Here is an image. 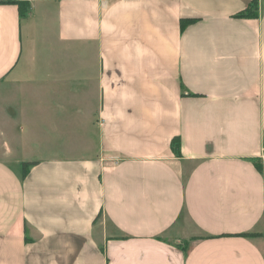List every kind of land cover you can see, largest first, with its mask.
<instances>
[{
    "label": "crops",
    "instance_id": "crops-1",
    "mask_svg": "<svg viewBox=\"0 0 264 264\" xmlns=\"http://www.w3.org/2000/svg\"><path fill=\"white\" fill-rule=\"evenodd\" d=\"M26 1L0 2V264H264V0ZM63 88L81 134L23 160L27 92Z\"/></svg>",
    "mask_w": 264,
    "mask_h": 264
},
{
    "label": "rangeland",
    "instance_id": "rangeland-1",
    "mask_svg": "<svg viewBox=\"0 0 264 264\" xmlns=\"http://www.w3.org/2000/svg\"><path fill=\"white\" fill-rule=\"evenodd\" d=\"M50 37V36H48ZM48 40L50 38H47ZM38 52H48L49 51V45H45L43 47H41L40 45H38ZM38 64H40V68L45 69L46 67L43 66L42 67V63L39 62ZM33 66L29 65V67L26 65L23 72H27L26 74H23V83L22 84H33V82H37L39 81L41 78L37 79V77L33 76L32 74H30V72L28 70H30ZM38 68V67H37ZM40 74H37L38 76H45V72L38 70ZM70 94V93H67ZM82 92L80 90H76L74 92V103H79V106L81 105L82 102ZM40 98L41 101L38 102V99ZM66 91L63 89L58 90L57 92H47L45 93L44 90L39 91V92H27V96H26V105H25V110L27 112V116L28 117V121L26 122L25 126V133L27 134V137L30 138V140L33 141V143H35L34 141H37V146H32V151L33 153H31L29 156H24L23 160L26 161H31V160H37V159H41L39 155H44V157L46 156L47 151L50 149V145L51 142H54V145L57 147H60V149L62 150V146L67 145L68 143L65 141H68L66 137H62L61 140L59 142H56V138L51 139L48 141V138H44L42 140V138L44 136H49L51 134H54V132H57L56 136H59L61 131L63 133H65V135L67 134L68 136H70L72 134V130L75 129L76 133L74 134V136H78V134H81V128L84 127L85 125L82 124V120H83V116H76L73 118V122L67 123L68 126H65L64 124H62L61 121V117L62 115L60 114L63 109H66L67 111H70V109L66 106ZM53 102L55 104L54 108L50 110V108L48 109V102ZM35 106H41L42 110V114L41 115H36L37 117H33L34 114L39 113L40 111L35 110L34 107ZM62 107V108H61ZM79 108V107H78ZM81 110L79 108V112L81 114ZM77 111V110H76ZM52 112V113H50ZM56 114V116L58 117V125H56L55 127L50 126L49 124H46L49 119L48 116H54ZM47 117V118H46ZM77 126L79 127V129L77 128ZM40 128V129H39ZM54 131V132H53ZM53 132V133H52ZM35 137V138H33ZM79 140V139H78ZM56 148H51V150H54ZM53 152V151H52ZM76 152H80V149L76 150Z\"/></svg>",
    "mask_w": 264,
    "mask_h": 264
},
{
    "label": "trees",
    "instance_id": "trees-1",
    "mask_svg": "<svg viewBox=\"0 0 264 264\" xmlns=\"http://www.w3.org/2000/svg\"><path fill=\"white\" fill-rule=\"evenodd\" d=\"M0 2L4 3H12L16 4L18 7V13L19 16H25L26 13L29 10L30 4L26 0H0ZM256 6H257V1L256 0H251L248 5L245 7L244 10L238 12L236 16L238 17H254L256 15ZM194 22V19H181L179 21V27L182 30L186 25L189 23ZM179 147H180V142L178 137L173 138L171 140V149L173 152L177 155H179ZM34 164V162H22V176L26 175L28 167ZM260 168V167H259Z\"/></svg>",
    "mask_w": 264,
    "mask_h": 264
}]
</instances>
